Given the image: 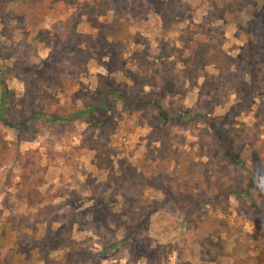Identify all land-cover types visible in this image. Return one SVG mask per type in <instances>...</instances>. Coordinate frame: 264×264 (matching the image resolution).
I'll list each match as a JSON object with an SVG mask.
<instances>
[{
	"label": "rangeland",
	"instance_id": "obj_1",
	"mask_svg": "<svg viewBox=\"0 0 264 264\" xmlns=\"http://www.w3.org/2000/svg\"><path fill=\"white\" fill-rule=\"evenodd\" d=\"M23 1L0 0V99L28 124L0 122V264H264V0ZM44 94L108 109L33 122Z\"/></svg>",
	"mask_w": 264,
	"mask_h": 264
},
{
	"label": "trees",
	"instance_id": "obj_2",
	"mask_svg": "<svg viewBox=\"0 0 264 264\" xmlns=\"http://www.w3.org/2000/svg\"><path fill=\"white\" fill-rule=\"evenodd\" d=\"M23 2H24V5L22 7L23 14H26V15L29 14L33 20L40 18V16H41L40 11H43V10H40V6L43 4L41 0H26ZM231 8H234V6L231 5ZM0 14H1V12H0ZM4 18H5V20H4V22H5V21L9 20L10 17L5 16ZM117 23H118L117 20L115 21V23L114 22L112 23V29L114 31V33H113L114 38H118L120 33L121 34L123 33V29H120V27H119V29L121 31L117 32L118 31ZM108 30H109L108 26L101 25L100 32L102 33V35H106ZM88 47H90V45H88ZM217 52H218L217 54L220 55V51H217ZM215 54H216V48L214 46H209L208 49H206L205 54L203 56V60H205L204 62L207 65H211L213 63L212 60H213V57ZM10 56L11 55H8L7 58H10ZM122 56H123V53L121 54L120 58H122ZM90 59H91V55L88 52L83 53L81 55L79 54V52H76V56L74 57V61L72 62V65H70V66L72 67L73 70L77 68L80 70L79 71L80 73H83V71L85 70L86 63H88V61ZM208 60H209V62H207ZM116 62L118 63L117 67L119 68L120 67L119 60L117 59ZM10 73L15 74V71L13 72V70H10ZM68 80L70 82H72V80H73L72 76L63 74L62 79L60 80V85L58 88L64 89V91H65V88H66L65 83ZM2 91H3L2 98L0 99V122L3 123L5 126L10 127L12 129H15V130H18V131L21 129H25L28 125L27 122L23 123L22 125H10L9 124V121L5 115V107H6L5 106V91L4 90H2ZM50 101L52 103L55 102V101H53V99H50L49 97H47L45 94H44L43 98L39 99L38 110L35 111L34 116L32 118L33 122L38 121L39 119L43 118L48 123H53V124H62L65 122L71 123V122L75 121L78 117H81L83 115L92 114L94 112H103V111H106L108 109L107 105L103 104L101 107H96V108L93 107V108H91L89 110H85V111H74L73 108H72V110H70L67 107V105L64 107H61L57 104L58 109L54 110ZM159 108L161 109V107H159ZM161 116L165 122L168 121V118H167L168 116L166 113H162ZM29 121L31 122V120H29ZM192 122H194V120ZM231 153H232V156H234L235 162L237 164H241L242 163L241 156L238 152H235V149L233 147L231 149ZM165 156L166 155H163V154L159 155L156 158L157 160L155 161L154 165H151L147 161L143 162L141 165V169H139V168L133 169L132 167H127L125 173H123V176H124L123 181H127V177H129L130 179L131 178H136V179L141 178V175H142L141 170L147 171L150 173L152 172L155 175L156 174L164 175L165 174V171H163L165 168L164 164L166 162H169V160H168L169 157L168 156L165 157ZM120 168L123 169V167H120ZM245 169H246V167H245ZM190 170H191V167L186 165V167H184L183 170L181 171L182 173L180 172L181 176L184 177L185 179L188 178L189 177L188 171H190ZM164 177H165V175H164ZM120 184H122V182H120ZM3 251H4V249L0 248V261L3 258V254H4ZM9 264H11V263H9Z\"/></svg>",
	"mask_w": 264,
	"mask_h": 264
}]
</instances>
